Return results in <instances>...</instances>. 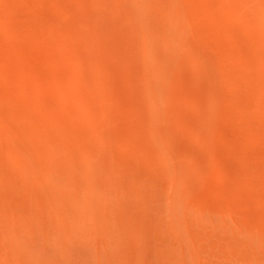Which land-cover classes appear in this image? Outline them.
<instances>
[{
  "label": "bare ground",
  "instance_id": "1",
  "mask_svg": "<svg viewBox=\"0 0 264 264\" xmlns=\"http://www.w3.org/2000/svg\"><path fill=\"white\" fill-rule=\"evenodd\" d=\"M69 1L0 0V264H192V176L264 126V0ZM200 199L196 264H264Z\"/></svg>",
  "mask_w": 264,
  "mask_h": 264
},
{
  "label": "rangeland",
  "instance_id": "2",
  "mask_svg": "<svg viewBox=\"0 0 264 264\" xmlns=\"http://www.w3.org/2000/svg\"><path fill=\"white\" fill-rule=\"evenodd\" d=\"M69 2L73 7H76L72 0ZM226 23L230 25L228 21ZM46 66L43 62L41 68L44 70L48 69ZM29 85L31 84L29 83ZM192 92L193 101L195 93L193 90ZM195 115L196 112L192 106V116ZM182 130L180 129V132H183ZM221 131L224 137L219 140L218 146L214 149L217 162L210 165V161L205 159V163L209 165L207 178H198L196 174L192 176V185L195 181L197 182H195V186L193 185L197 191L194 190L193 192L196 194L192 193V202L196 206L195 208L200 209V206L197 207L199 205L198 199H200V195H207L210 204L217 206L221 213L227 214L228 217L229 214L234 215L236 221L232 216L229 218L225 217V219H229L227 223L231 231L228 232V229L223 231L220 242L218 237H215V239L218 238L216 241L219 242V251L226 254L229 250L238 252V258L236 260L232 259V262H237V260L240 262V254H242L244 248L241 247L239 240L236 239L248 233L247 229L250 223L255 226L257 231L260 232L261 228L264 231V126L252 120L246 114L242 119L232 117L224 120L221 124ZM192 146L196 149L200 148V143L194 137L192 138ZM0 152L3 154L1 147ZM8 162L11 163V161ZM144 165L146 166V164ZM205 184L212 188H206ZM197 209H192V221L195 220L192 223L194 225L192 228L197 229H192L196 239V243H192V264H196L195 246L202 253L203 249H200L203 248L202 244L209 241L208 232L202 227L204 225V222H201L202 217L200 216L202 215L199 213L200 210L198 211ZM217 218L219 219L220 217ZM220 219H223L222 215ZM200 228L202 229L200 230ZM224 232L227 233L225 234ZM227 234L231 240L229 242L224 240ZM209 246L210 244L208 248ZM260 250L263 251L264 247ZM262 251L260 255L264 258V251L263 253ZM260 255L258 253L257 258ZM262 260L264 262V259ZM241 263L244 264V260ZM93 264H100L99 260H94Z\"/></svg>",
  "mask_w": 264,
  "mask_h": 264
}]
</instances>
